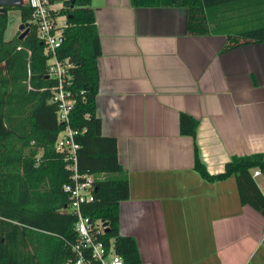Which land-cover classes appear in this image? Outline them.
Segmentation results:
<instances>
[{"label": "crops", "instance_id": "crops-1", "mask_svg": "<svg viewBox=\"0 0 264 264\" xmlns=\"http://www.w3.org/2000/svg\"><path fill=\"white\" fill-rule=\"evenodd\" d=\"M91 5L96 114L129 183L120 235L134 237L142 264H264V216L241 204L234 176L194 168L195 145L211 175L233 156L264 155V42L222 52L227 35L188 34L184 7ZM180 113L198 121L194 137L180 134ZM254 179L264 195V175Z\"/></svg>", "mask_w": 264, "mask_h": 264}, {"label": "trees", "instance_id": "trees-1", "mask_svg": "<svg viewBox=\"0 0 264 264\" xmlns=\"http://www.w3.org/2000/svg\"><path fill=\"white\" fill-rule=\"evenodd\" d=\"M50 1L63 2L61 13L67 17L57 56L73 64L77 100L70 125L79 130L78 172L96 177L94 199L81 209L91 220L105 222L104 237L114 239L122 264H142L134 237L118 230V206L129 197V183L118 160L117 140L101 133L96 114L101 44L91 0ZM131 4L184 7L188 34L227 35L222 52L264 42V0H131ZM10 9H17L21 22L29 23L23 39L18 38L20 32L5 39ZM31 11L26 5L0 11V264H66L77 238L75 215L63 211L69 200L62 187L70 182L71 172L54 149L63 125L49 103L54 82L47 76V57L30 22ZM197 125L195 118L180 113L181 135L194 137ZM194 168L211 181L234 176L241 204L264 216V195L253 176L256 169L264 175L262 153L233 156L223 172L211 175L195 145Z\"/></svg>", "mask_w": 264, "mask_h": 264}, {"label": "built area", "instance_id": "built-area-1", "mask_svg": "<svg viewBox=\"0 0 264 264\" xmlns=\"http://www.w3.org/2000/svg\"><path fill=\"white\" fill-rule=\"evenodd\" d=\"M25 5L32 10L30 22L35 26L37 38L44 45L47 76L54 82L49 88V103L55 106L57 122L63 125L57 134L54 149L63 156L66 168L71 172L70 182L62 187L69 200L63 211L75 215L77 238L71 245L73 257L66 264H122V258L114 246V239L104 237L107 230L105 222L101 219L91 220L81 209L84 203L94 199L96 177L93 174H81L77 168L78 144L75 137L79 130L70 125L71 111L77 100L72 89L73 78L70 70L73 64L67 58L59 59L57 56L60 38L68 25L66 15L61 13L64 3L22 0V6ZM83 131L84 129L81 132ZM258 174L260 170L253 171V176Z\"/></svg>", "mask_w": 264, "mask_h": 264}, {"label": "rangeland", "instance_id": "rangeland-1", "mask_svg": "<svg viewBox=\"0 0 264 264\" xmlns=\"http://www.w3.org/2000/svg\"><path fill=\"white\" fill-rule=\"evenodd\" d=\"M21 24L20 14L17 9L8 10V24L5 33L6 39H11L19 31V26Z\"/></svg>", "mask_w": 264, "mask_h": 264}, {"label": "water", "instance_id": "water-1", "mask_svg": "<svg viewBox=\"0 0 264 264\" xmlns=\"http://www.w3.org/2000/svg\"><path fill=\"white\" fill-rule=\"evenodd\" d=\"M22 6V0H0V11L5 12L6 7H20ZM28 22H21L19 26L20 34L18 36L19 39H23L29 30ZM62 37L60 41H62ZM96 190V187L94 188Z\"/></svg>", "mask_w": 264, "mask_h": 264}]
</instances>
